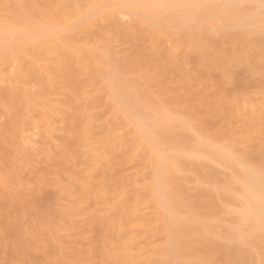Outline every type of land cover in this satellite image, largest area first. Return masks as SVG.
<instances>
[{
  "label": "bare ground",
  "instance_id": "1",
  "mask_svg": "<svg viewBox=\"0 0 264 264\" xmlns=\"http://www.w3.org/2000/svg\"><path fill=\"white\" fill-rule=\"evenodd\" d=\"M5 3L0 264H261L259 0Z\"/></svg>",
  "mask_w": 264,
  "mask_h": 264
},
{
  "label": "snow or ice",
  "instance_id": "2",
  "mask_svg": "<svg viewBox=\"0 0 264 264\" xmlns=\"http://www.w3.org/2000/svg\"><path fill=\"white\" fill-rule=\"evenodd\" d=\"M120 7H128V8H139L145 7L144 5H122ZM157 7L167 8L169 10H177L181 8H188V9H197L203 10L207 8H233L242 13H247L252 9L259 8L261 13V20H262V33H264V0H259V3H229V4H164V5H157ZM12 8L10 4H0V9L3 10L4 15L9 13V10ZM261 72L264 73V62L261 65ZM261 175L264 177V164L261 166ZM231 192L232 190L229 189ZM235 194V193H233ZM261 227L264 230V181H262V194H261ZM15 264H24L23 261H17ZM177 264H182V262L177 261ZM261 264H264V260L261 261Z\"/></svg>",
  "mask_w": 264,
  "mask_h": 264
},
{
  "label": "rangeland",
  "instance_id": "3",
  "mask_svg": "<svg viewBox=\"0 0 264 264\" xmlns=\"http://www.w3.org/2000/svg\"><path fill=\"white\" fill-rule=\"evenodd\" d=\"M236 71L239 72L238 70H236ZM240 71H241V70H240ZM239 73H240V72H239ZM6 76H7V78H8V75H7V74H6ZM6 76L4 77L5 80H7ZM5 80H4V81H5ZM4 81H3V82H4ZM2 84H3V83H2ZM2 84L0 83L1 86H2ZM1 120H3V119H0V124L3 122V121H1ZM34 139H35V140H38L39 138H38V137H34ZM204 187H205V186H204Z\"/></svg>",
  "mask_w": 264,
  "mask_h": 264
}]
</instances>
